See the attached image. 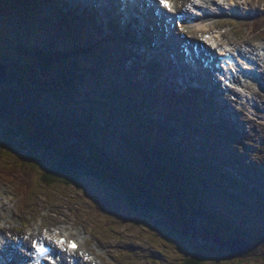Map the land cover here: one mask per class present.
I'll return each instance as SVG.
<instances>
[{
  "label": "rangeland",
  "instance_id": "1",
  "mask_svg": "<svg viewBox=\"0 0 264 264\" xmlns=\"http://www.w3.org/2000/svg\"><path fill=\"white\" fill-rule=\"evenodd\" d=\"M197 1L199 0L193 1L197 7V15H203L204 13L205 16H209L214 10V4L206 6ZM204 1L206 4L209 2V0ZM234 1L237 0H232V3ZM78 2L70 5V7L81 5ZM217 2L219 4L223 0H217ZM253 2L260 7V10L264 8V0H253ZM15 3L14 0L10 4L14 5ZM225 3L227 5H220L223 8V15L216 19H221L219 23L217 22V25L206 24L204 26L202 24L204 27L194 33L199 34L202 38L204 37L202 30L208 34H217V37L220 36V38L225 33L224 37L218 39V42L222 45L237 46L240 49L245 48V46H241L245 44L257 56V45L264 46V41L259 39L256 33H253L252 26L247 27V25L258 16V8L252 9V2L243 0V3L240 2L238 8H236L237 12H234L235 5H229V2ZM81 6L86 9L89 8L84 6L83 3ZM53 7V11L55 8L58 10V6ZM42 12L45 13L43 16L46 19L47 26L50 27L47 21L54 18L56 11L51 12V10L43 8ZM232 12L237 13V15H232ZM104 21L97 15L94 23L97 25L96 29L100 27L102 33L108 36L109 31ZM23 24L17 22V25H12L17 28L14 29V33L18 34L10 40L12 45L17 39L20 40L19 33L24 30ZM41 27L45 29L43 26ZM132 30L133 42L128 44V48L134 50V47H143L144 43L140 41L139 33L135 31L133 25L130 31L132 32ZM249 30L250 33H248ZM87 36L91 40L102 38L100 35L85 34V37ZM0 37L3 38L4 36L0 35ZM40 39H44L43 33L33 35L28 32L24 41L35 42ZM120 44L126 46L122 41H120ZM16 48L17 46L11 47L9 50L6 42H0V57L2 54L9 52L13 60L18 58L21 51H17ZM247 48H245L246 51ZM176 50L178 55L180 53L179 46L176 47ZM20 58L25 59V57ZM150 58L145 54L144 62H151ZM138 60L142 65H146L143 58H138ZM27 62L26 59L23 68H12L13 73L6 75V84L4 82L2 83L4 86H0V139L3 140L2 133H7V137L13 138L11 141L13 148L17 149L13 150L17 158H11L12 154H9V157L1 155L3 158H0V160L8 168L16 160L19 163V159L29 154L32 148L29 144L30 141L35 137H41L43 145H48L50 148L48 155H46V161L52 162L57 157L59 159L67 156L79 157L86 161L97 173L105 176L112 186L108 189L94 180L82 179L78 182L77 188L66 187L63 183L53 184L51 187L42 185L44 188H41L37 186L36 179L28 180L27 189H24L22 194L30 199L28 203L23 202L21 210H18V204L21 202L22 197H19V201H16V197L13 195L15 194V183L11 181L9 183L1 179L0 199L6 202L4 197L9 196L11 208L9 212L3 213L0 223H3L8 229H13L17 237H22L25 233V230L21 229L24 228L23 224L32 230L36 229V226L42 228V235H45L46 229L52 232L56 228H65L63 234H70L73 238H78L82 234L85 240L82 243V248L95 252L100 249L102 251V253L100 252L101 256H103L106 264L108 262L118 264L113 256L122 263L126 262L127 264H181L184 260L189 261L193 256L204 259L213 257L215 259L213 262H206L205 264H264V198L253 197L257 193L264 197V183L253 182L258 179L264 180V172L258 167L261 163H264V100L255 99L247 91L240 96V99H242L240 103L246 104L244 111L248 113V117L245 115L244 117L249 119V121H243V127L237 125L239 123L237 117H225L230 112L224 110L222 105L228 106L227 102H222L224 91L217 92L213 90V102L216 107L206 100L201 101V107L207 108L203 114L204 120L216 125L217 129H213L212 132H215V135L222 139L220 142L224 145L226 144L224 139L231 130L227 121L231 126L234 125L231 132L233 137L239 140V145L230 146L226 144V147L222 148V152L227 156L229 152L237 151L238 158L241 157V159H233L242 173L253 175L256 171L258 176H255V174L248 176L249 181H246L243 176L233 175L235 170L231 164L228 166V163H226L227 167L225 163H221L219 166L227 167L228 170L225 169L228 173L230 172L233 177L235 176L236 179L247 186L248 193L246 190H243L244 192L239 190L236 185L234 186V183H228L226 180L222 181L221 188L213 186L199 187L190 176H185L183 172L177 180L172 177L171 174L175 170L169 164H165L170 163V161L164 158L159 160V156L154 149L148 156L143 154L142 150L131 148L122 141L121 136H119L122 130L127 129L136 133L149 128V124L139 121L140 118L146 117L143 109L137 111L138 115L132 112L123 114L124 119L120 118V121L124 124L122 123L123 126L120 131L116 129L115 123L102 119L99 114H92L94 118L92 120L96 122L95 127L86 122L82 112L76 106V103L83 99L82 102H85L83 104H86L89 108L91 107L89 100L84 97L88 92H80L82 96L68 99L65 91L60 88L59 82L52 75H37V72L31 78L34 82L32 83L33 87L22 86L24 81H20L16 75L18 71H22V74L31 72L29 69L33 66L31 64L25 65ZM95 65L99 67L100 64L95 62ZM179 66H183V62ZM191 68L194 67L191 66ZM181 69L182 72H186L184 68ZM192 70L194 72H191L188 76L180 75V79L185 85H181L179 88H177V85L176 90H173L174 93L180 95L183 90H190L185 89L189 87L187 77L200 84L196 78L197 69ZM204 72H201V79H203L202 76L209 77V74L206 75ZM116 75L118 77L114 78L119 81L120 75ZM109 80H113L112 77ZM214 83L212 80L211 84ZM7 84H17L22 92L21 94L28 97V101H26L27 109L23 113L22 110L20 113H16L20 107L18 99H21L18 90L6 86ZM107 84H98L104 95L112 94L113 83ZM206 87L205 89H207ZM210 88L214 89L213 87ZM140 89L148 91L145 94L148 97L150 90L146 88V85H140ZM168 100L162 104L163 108L161 106L155 107L152 111L155 114L152 116L154 118L160 116L167 120L168 127L171 128L170 125L176 122V117H186V111L191 109L192 105L188 101L182 100V96L173 94L168 95ZM254 101L260 103L263 107H260V109ZM98 106H96L97 109ZM235 109H238L236 104ZM77 121L81 123L77 124ZM116 123L119 124V120H116ZM101 128H108L110 133L104 134ZM176 132L181 136L177 137L173 131H154L152 133L155 134L157 141H162L166 145V149L172 151L168 152V156L172 153L173 157H176L175 159H180L179 162H181L182 155L190 154L195 159L200 158L202 150H204V144L201 143L203 141H200L199 138H193V135L184 132L180 126L176 128ZM210 132L211 130H208L206 135H209ZM220 134L225 137H221ZM250 140L251 145L249 147L250 149L253 147L255 151L258 150L257 154L250 155L251 152L249 153L248 149L244 150V147L248 148L247 143ZM258 142L259 147H257ZM26 147L30 148V150H27L28 153L17 152L19 149ZM1 152H3L2 149H0ZM173 152H176L175 156ZM214 156V154L210 155L211 158ZM220 156L224 160L223 154H220ZM248 159L252 162L249 163ZM216 160L220 161L218 158ZM159 161L166 166L164 167L165 171H163V168H159ZM182 163L197 166L194 159H190L188 162L184 160ZM242 164H246L249 172L243 168ZM213 176L210 173L203 174V178L210 180L211 183L214 181ZM37 182H42L41 175L38 176ZM118 187L123 188V190L118 191ZM32 189L34 191H31ZM129 191L137 198H141L143 202L150 205L154 204L152 206L157 210L155 212L157 213L156 221L159 223L160 220L165 221V219L169 220L168 218H170L171 220L168 221L167 225L172 226L174 231L164 233L149 218H142L128 210L130 207L126 205L125 200L127 194L130 193ZM25 192L29 194L26 195ZM120 194H123L122 198ZM33 202L34 204L28 207V204ZM194 211L201 212L205 216L198 219L195 226L192 227L191 215ZM5 219L9 221L8 224H6ZM63 223L65 225H62ZM231 230L237 233V235H234L238 236L237 238L231 236L229 233ZM181 235L188 238L191 246L181 240ZM230 237L238 240L240 244L246 242L248 245L246 253L232 256L226 249L228 245L224 241L223 246L219 244L221 239L227 241ZM31 239H37L36 235H33ZM12 246L9 245V248H12ZM216 259L220 261L218 262ZM14 264L21 263L15 261Z\"/></svg>",
  "mask_w": 264,
  "mask_h": 264
},
{
  "label": "trees",
  "instance_id": "2",
  "mask_svg": "<svg viewBox=\"0 0 264 264\" xmlns=\"http://www.w3.org/2000/svg\"><path fill=\"white\" fill-rule=\"evenodd\" d=\"M21 1L23 2V5L25 7H29L30 3H32L33 0H20L19 2ZM5 7V1L0 0V18L5 15V17H3L4 21H0V35H3L4 30H7V28H12V25H17L18 22L15 16L11 15L10 12H7L3 9ZM17 14L19 19L21 18L20 16H23L22 14L19 15V12H17ZM30 14L28 16H31ZM33 17L36 18V22L34 21V18L28 17L25 20V26L33 29L38 25V22H44V20L41 21V16ZM68 21L79 23V18L75 17L72 14H68V16L63 15L59 23L63 24ZM13 29L17 28H12V31ZM54 32H58L57 29H53L52 31L48 30V33L46 35L48 37L45 39L42 47H36L34 45L24 46L22 42L23 40L21 39H17V41L12 45L10 40L14 38L10 37V33L5 32V34H7V37H0V42H6L9 50L11 49V47L13 48L17 46L16 50L21 51L19 57L14 60L10 56L9 52L1 55L0 60L8 64V74L13 73L12 68H23L24 61L27 59L28 62L25 65L31 64L33 66V68L29 69L31 72L27 74L24 72V74H22V71H18L16 75L20 81H24L22 86L28 85L29 87H33L32 83L34 82L31 78L34 77L37 72V75H52L59 82L60 88L65 91L68 99H71L72 97L75 98L76 96H82L80 92L85 93L86 91L88 92V94L86 95H89L94 91L93 93L95 94V96L90 94L91 97H88L91 105L90 108L83 104V99L76 103V106L82 112V115L84 116L86 122L96 127V122L92 120L94 119L92 114H99L102 119L115 123L116 129H119L120 131L123 126V122L120 121V118L124 119L123 113H126L128 111H137L138 103L140 100V90L131 91V87L123 88V86H114L112 88V94L104 95L102 93V89L98 87V84L108 85L107 83H110V80L105 76L103 72L105 68H107V66L114 68L115 65V59L112 57L110 50H107L106 48H100L99 45H97L96 41H93V43L87 40L83 41L84 37H81L80 33L78 31L76 32V30H73L72 37L74 42L79 41L78 47H74L73 45H66V43L63 44V41H61L60 38L56 39L53 37L56 36ZM61 34L66 36L65 34H63V32H61ZM54 45H56L57 48H55ZM20 57H25V59L22 60V58ZM94 58H98V61L101 62L100 69L99 67H96ZM6 86H10L18 90V95L21 98L18 99L20 107L26 105L28 97L21 94L22 92L20 91L17 84H7ZM132 99L136 100V102L132 103L134 105V108L131 105ZM96 106H98L99 108L97 109ZM107 109L111 111H108ZM116 120H119V124L116 123ZM147 120L152 124L154 129L146 128L145 131L136 133L127 129L122 130V132L119 133L121 134L119 136H121L122 141L131 148L142 150V153L148 156L151 152H153L154 149L159 156V160L164 158L165 160L170 161V163L165 164H169V166H171V168L175 170L171 174V176L176 180L180 177L181 172H183L185 176H190V178L194 180V183L199 187L213 186L215 188H221L223 184L222 181L226 180L228 183H234V186L236 185L239 190H246V192L248 193L249 190H247V186L242 184L241 181L239 179H236L235 176L234 178L232 175H230L224 167L217 165V162L214 161L215 157L211 158L208 154L205 153V155H202L200 158L195 159L190 154H188L182 155L183 157L181 159V162H179L180 159H175L176 157H173L172 153L168 156V152L170 153L172 151L167 150L166 145H164L162 141H157L158 139L155 137V134L152 133V130H155L157 132L166 130L165 124L156 120H152L150 118H148ZM144 122L145 121H141V123ZM80 123V121H77V124ZM101 129L104 131V134L110 133L108 128ZM2 134L3 140L0 139V149H2L3 152L0 153V158H3L1 157V155L9 157V154H12L11 158H17L15 156L16 153L13 151L17 149L13 148V145L11 144L13 138L7 137V133ZM40 138L41 137H35V140L32 139L30 141L29 144L32 147L31 150L30 148L28 149L26 147L17 151H22L24 154H26L28 153L27 150H30V156H28V154L22 159H19V163L17 160L13 163L10 162L12 165L8 168L3 164V161L0 160V178L2 177L7 182L12 181L13 183L17 184L20 192H22L24 189H27V185L29 184L28 180L34 179H36V183L38 184L37 186L41 188H44L43 186L51 187L53 184L56 185L59 183H63L66 187L69 188H77L78 182L80 180L91 179L99 182L100 185H104L106 188L110 189L109 187H111L112 185L108 180H106L105 176L97 173L88 165L86 161L79 157L67 156L64 158L61 157L60 159L59 157H57L52 162L46 161V155H48L50 148L48 145H43V142ZM72 139L74 140V138ZM60 142L62 143V141ZM214 152L215 151L213 150L212 153ZM173 154L175 156L176 152H173ZM190 159H194V161L197 162L198 167L190 166L188 165V163L187 165L185 163H182L184 160L188 162ZM5 160L10 161L8 159ZM161 163L162 162L159 161L160 167H158L163 168V171H165L164 167L166 166L162 165ZM35 172L39 174H36ZM204 173H210L214 175V181L211 183L210 180L203 178ZM39 175H41V183L37 182ZM136 181L139 182L138 180ZM255 182L264 183V180L258 179ZM180 185L182 184L180 183ZM120 190H123V188L118 187V191ZM31 191L34 190L32 189ZM25 193L26 195L29 194L28 192ZM122 195L123 194H120V197ZM127 195L128 196L126 197L125 203L128 207H130L128 210H131L132 213L138 214L142 218H149L151 222L158 226L164 233L174 231L172 226L167 225L168 221L171 220L170 218H168L169 220L165 219V221L160 220V223L156 221L157 213L155 212L157 210L153 207V203L152 206L146 202H143L141 198H137V196H135L131 192ZM255 196L259 199L264 198L258 193ZM200 214L202 216H205L201 212ZM229 233L234 238L238 237L234 236L237 235L235 231L231 230V232ZM181 240L189 243L191 246L188 238L184 235H181ZM214 260L215 259L213 257L204 259L193 256L189 261L184 260L181 264H205L206 262L210 263ZM217 261L219 262L220 260Z\"/></svg>",
  "mask_w": 264,
  "mask_h": 264
},
{
  "label": "bare ground",
  "instance_id": "3",
  "mask_svg": "<svg viewBox=\"0 0 264 264\" xmlns=\"http://www.w3.org/2000/svg\"><path fill=\"white\" fill-rule=\"evenodd\" d=\"M60 1H66L67 5H69V7H70V2L72 4H74V3H77L79 0H68V1L67 0H60ZM130 1L132 3L133 9H135V10H133V11L130 10L132 8L130 5L131 3H130L128 5L129 10H127V11L124 10L126 13L124 14L125 19L123 20V23L127 24L128 22L136 21L137 24H135L134 28H135V31L139 30L137 32L139 33V35L141 37L145 33L146 29L150 28L151 30H155V31H152L153 34L152 33L148 34L149 36H151L153 38V40L152 41L150 40L151 43L149 45H147L148 47H146V48L148 49V51L153 53L155 62H158L161 60L163 62H166L167 64L169 62L172 63V65H168L167 67H165L161 64V69L158 66L155 67L159 76L163 77V79L167 83V85L170 86V85H172L171 83H177L178 82L177 79L178 78L180 79V75L181 76H184V75L188 76L189 74H191V72H194L192 69H194V70L197 69V75L196 74L195 75H196L197 80L200 82V84H198L195 81H192L188 77L186 78V80L188 81V84L193 86L194 88H201L202 87V82L200 81V79H201V77H200L201 76V72H200L201 68H200V65L198 64V62L196 61V59L192 58V56H191L192 53L190 52L191 47L189 45H191V43L192 44L193 43L203 44V43L200 39V37H201L200 35H199L200 37H198V36H192L190 34L192 32H194L197 29V27L202 29L206 24L207 25H210V24L217 25V22L219 23V21L221 19H218V20H216V19L223 15V8L220 7V5L222 6V4H225V2H229V5H235V8L233 9L234 12H237L236 8H238L239 3L240 2L243 3V0H237V1H234L233 3H232V0H223L224 3L218 4L217 0H213V1L209 0V2H207V4H206V2L204 0H199V1H197L198 3L202 2L206 6H208L209 4L215 5L214 10L210 13V15L205 16L204 13H203V15L202 14L197 15V7L195 6V2H193L191 0H174L172 8L178 12L185 14V18H184L183 22H185L187 19H193L194 21H196V24L194 26L189 24V23H188V25L184 23L182 25L183 26L182 30L179 32H176L175 30L166 31L163 24H161V23H159V24L155 23V25L154 24L152 25V23L150 24V20L153 19L151 16L152 9L147 7L143 0H130ZM86 2H87V6L91 7V8H95L96 6H98V3H100L101 6H100L99 10L102 12V15H104L108 11H111L114 7V4L115 3L117 4L118 1L116 2V0H105V2L103 3V2H101V0H80L78 3H80V4L83 3V5H84ZM136 6H137V8H139L138 11L136 10ZM139 14L141 15L140 19H139ZM177 14H179V13H177ZM234 14L237 15V13H234ZM224 19H227V18H224ZM205 21H207V22H205ZM202 24H204V26H202ZM170 28L171 27H169L168 29H170ZM209 30L211 31V29H209ZM186 36H187V38H186ZM211 36L214 37L215 39L217 37V36H214V34H212ZM177 46H179V50H180V53H178V55L176 54L177 53V50H176ZM54 47L57 48L56 45H54ZM205 47L207 48L206 45H205ZM185 49L188 51V53L184 51ZM234 50L241 51L240 54H242V56L244 58H248L249 62L253 63L252 65H255V66L258 65L259 70H261L262 71L261 73L264 75V52L261 53V50H264V48L262 49L261 46L257 45V52H256L257 56L254 55V53L251 51L250 47L247 48V51L245 48H241V49L235 48ZM222 51H223V53H225L224 50H222ZM204 52L205 53L207 52L208 54H210L207 61L210 64L212 63V68L210 66H208V67L211 68V72L213 74L217 75V73L220 72L217 70L218 66L216 65V63H218V60L216 61V59H215V55L217 52H214L213 49H210L209 51L207 49H205ZM197 53H198L197 56L194 54L193 55L196 57H199V58H203L202 54L199 51ZM220 57H222V55ZM182 62H183V66H179V65H182ZM209 63H207V64H209ZM191 66H193L194 68H191ZM214 67H215V69H214ZM181 68H184L186 70V72H182ZM238 68H239V66H238ZM165 71H167V75H166ZM205 72H206V70H205ZM235 72H236V70H232L231 73L229 74L230 76L234 75L235 77H237V78L233 79V82L236 85L235 89H238V87H243L245 89V86L247 85L248 81H244V82L241 81L239 79V75L242 76V73L241 74H235ZM205 78H207V80ZM205 78H203V80L208 81V78H210V77H205ZM161 80H162V78H161ZM209 80H211V79H209ZM180 82L184 83L181 79H180ZM246 87L249 89L251 94L256 99L259 98L261 100H264V93L262 92V90L260 88H258V84H250ZM216 89L218 90L217 86H216ZM198 92L199 91H196L195 93H198ZM84 97L87 98L86 100H88V97H90V94L85 95ZM83 103H85V102H83ZM84 105H86V104H84ZM258 105H259V107H263L260 105V103ZM239 116H240V118H244V115H239ZM219 139H220V137H219ZM220 140H222V139H220ZM230 143L233 144V141H230ZM257 144H258L257 147H259V145H260L259 142ZM256 152H258V150ZM230 155H231V158L234 157V154L231 152H230ZM260 156H262V155L260 154ZM263 165H264V163H263ZM242 166L247 172H249L248 171L249 169L246 167V164H242ZM237 174L239 176H243L246 181H249V178H248L249 174L242 173L241 169H240V172H237ZM4 198L6 199V202H3L0 199V204H2V205H0V218L3 216L4 212H9L10 208H11V205H9V196L6 195ZM5 221H6V223L8 222L7 219H5ZM6 230L7 229L5 226H3V223H0V235L2 236L1 239L2 238L5 239L6 237H8L7 235H5L6 237H3L4 232ZM12 237H14V235H12ZM60 238H62V236L52 237L51 240L52 241H54L55 239L59 240ZM231 238L232 237H230V239L227 241H225L224 239H221V240L225 241V242H230V240H232ZM22 240H23V244H26V245L28 244V243H26L27 240H24V239H22ZM13 244H14V242L12 243V245ZM67 244H68V242H67ZM127 248L130 249L129 247H127ZM3 249L6 251L13 250V252H14L13 254L17 258H19V257L25 258L26 257L25 252L20 251V250L16 251L14 245L12 248H9L8 244H3ZM26 249L29 250V247L26 246ZM93 254L95 255L94 259H96L97 255L95 253H93ZM18 255H19V257H18ZM70 257L75 259L76 264H93L94 263L93 261H91L89 259H88V261H85L84 257L82 258L81 256H78V255H73ZM62 260H65V255L62 256ZM62 264H66V263L64 261H62ZM98 264H101V263H98ZM125 264H127V263L125 262Z\"/></svg>",
  "mask_w": 264,
  "mask_h": 264
},
{
  "label": "water",
  "instance_id": "4",
  "mask_svg": "<svg viewBox=\"0 0 264 264\" xmlns=\"http://www.w3.org/2000/svg\"><path fill=\"white\" fill-rule=\"evenodd\" d=\"M0 72L3 75V66L2 65H0ZM2 75H1V79L4 80ZM20 112H21V109H19V113ZM198 219H202V216L198 212L194 211L191 215V226L194 227L195 223ZM225 243L228 245V247L226 249H228V251L230 252V254L232 256H235L238 254H243L248 248V245L246 243L240 244V242H238V240H232L230 242H225ZM219 244L221 246H223L224 242L221 240V241H219Z\"/></svg>",
  "mask_w": 264,
  "mask_h": 264
},
{
  "label": "snow or ice",
  "instance_id": "5",
  "mask_svg": "<svg viewBox=\"0 0 264 264\" xmlns=\"http://www.w3.org/2000/svg\"><path fill=\"white\" fill-rule=\"evenodd\" d=\"M159 3L165 7V8H168L169 7V4L167 3V0H159ZM61 243H63V241H61ZM34 248L36 247L35 244L32 245ZM69 247L72 249V250H75L76 248V245L74 243L72 244H69ZM38 252H40L41 254H43L45 252V249L41 246L39 248L36 249Z\"/></svg>",
  "mask_w": 264,
  "mask_h": 264
}]
</instances>
